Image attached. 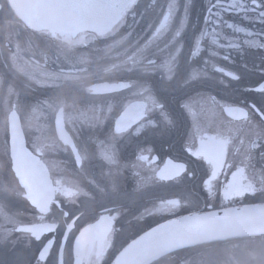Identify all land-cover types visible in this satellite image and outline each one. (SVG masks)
<instances>
[{
  "label": "snow or ice",
  "instance_id": "obj_1",
  "mask_svg": "<svg viewBox=\"0 0 264 264\" xmlns=\"http://www.w3.org/2000/svg\"><path fill=\"white\" fill-rule=\"evenodd\" d=\"M165 3L166 8L159 4V0H150L146 5V11L148 9L155 11L157 7L160 11L157 17L158 23L150 25L154 30L143 43L133 42V33L138 24L135 20L139 8L138 0H27L25 3H19L18 0H0V14L5 15L9 21L22 24L25 29H30L33 33H41V38L49 44L62 42L67 52H71L75 45L85 43L86 37L89 41L104 42L106 55L116 52L119 63L112 65L116 71L130 70L128 65L144 66L145 60L146 70L150 68L162 70L164 78L156 84L149 85L146 82L147 78L144 77L138 78L132 84L121 83L103 89L93 86L87 89L88 92L95 93L101 90L113 92L135 88L137 91L134 95L148 101V104L144 105H129L119 114L115 121V133L110 138V142H115L118 146L117 134L132 129L133 125L137 134L143 127L159 129L174 126L177 113L190 107L185 102L186 90L191 88L197 77L204 73L203 69L194 70L191 75L180 70L178 61L182 47L179 46V38L187 21L184 17L179 18L178 22L174 19L177 0H165ZM227 6L245 14L253 13L256 19L264 23V0H227ZM217 9L226 10L223 0H214V2L209 0L208 15L204 20L205 23L213 25V31L211 34L206 31L199 33L195 39L196 51L191 53L192 57L198 55L201 40L209 35L212 36L211 43L219 45L220 33L215 30V26L220 23V11H214ZM129 16L133 18L131 23L128 21ZM161 16L162 19L159 18ZM226 26L238 33L245 31L232 23ZM247 35L252 36L253 33L248 32ZM162 38H168L164 47L174 49V52H170L169 58L158 64L157 60L149 58V55L152 46ZM246 43L253 47L264 48V42L249 40ZM227 47L233 48L239 45L229 43ZM67 52L66 60L70 59ZM212 55L215 56L216 53L213 52ZM224 59L227 60L228 57L225 56ZM12 67L17 72L28 75L29 79H35L28 72V69L33 67L31 61H26L22 66H17L14 61ZM213 67L215 71L222 72L232 79H240L233 72L214 65ZM39 75L46 79L37 80V83L48 81L55 83L61 79L72 78L69 74L44 71ZM4 88L7 89V94L3 100L6 120L3 145L5 164L0 166V217L3 219V223L0 224V245H6L14 234H22L29 239L34 238L42 244L37 255L33 257L37 264H49L54 252L58 259L52 261V264H162L166 258L192 246L211 247L216 243H226L238 248L239 244H234V241H250L251 243L246 245L248 250L245 252V258L240 260L230 257V264H264V208H261L258 214H253L245 208L225 209L222 216L216 212H207L181 217L168 225H161L146 232L138 239H133L126 247H122V250H118L113 258L111 250L115 246L113 239L117 231L115 224L123 217L124 210L131 212L132 207H137L135 200L123 195L120 182L122 166L118 162L117 153L113 152L112 155L106 154L103 157L98 176L90 172L86 165L95 158L94 155L89 153L86 144L74 142L65 131V108L70 106L63 99L53 103L42 101L41 104L47 105V108L54 113L55 130L65 146L64 150L70 149V154L75 157V165L87 179L83 188L77 186L73 190L61 187L59 180H52L45 175L47 169L39 158L43 156L44 148L53 145L37 146L33 143V151H29L22 142L19 105L11 99L18 93L15 92L13 83L7 75L0 76V89ZM255 91L264 97V83H259ZM172 94L177 97L175 107L169 100V95ZM129 109H135V113L130 114ZM224 110L235 120L243 122L244 136L239 138V147L235 148L236 153L242 155L243 159L237 165L228 163L227 156L235 147L234 138L201 135L199 147L194 151L190 148L189 151L197 160H202L210 166V172L205 174L206 178H202L204 189L209 196H212L215 184L220 189L219 195L229 202L246 195L264 196V169L257 173L251 164L252 150L264 147V99L259 104L253 102L251 105L227 106ZM103 117L107 118V114H103ZM92 118L102 122L100 112H95ZM54 146L59 147V145ZM144 151L141 150L137 155V163L132 167L150 166L154 163L155 158L144 155ZM261 158L264 159V152L261 153ZM233 167L235 171H231V178H226V182L220 181V175L226 169ZM249 170L251 173L246 174ZM153 172L160 181H172L185 175H195L189 171L185 163H174L171 160L167 161L164 168L158 171L153 169ZM142 188L143 184H140L137 190ZM61 196L63 200L60 199ZM81 196L85 198V203L95 204L107 215H100L96 224L80 230L75 247L69 249V259L66 262L65 242L69 240L77 220L84 215V212L80 211V216H75L72 208L80 203ZM12 197H23L32 206L31 221L25 223L17 219L16 215L10 214L8 209ZM105 199L119 206L106 207L100 202ZM159 199L158 205L153 202L152 208L145 207L141 215L164 211L175 214L181 206V200L185 198ZM65 206L69 210L65 211ZM53 208H59L65 222L62 241L59 244L54 235L45 242L46 234H54L60 228V224L53 216ZM76 210L79 211V208ZM50 216L51 220H49ZM88 232H94V235L87 246L82 247L81 239ZM15 264H24V261L18 259ZM198 264H216V261L209 254Z\"/></svg>",
  "mask_w": 264,
  "mask_h": 264
},
{
  "label": "flooded vegetation",
  "instance_id": "obj_2",
  "mask_svg": "<svg viewBox=\"0 0 264 264\" xmlns=\"http://www.w3.org/2000/svg\"><path fill=\"white\" fill-rule=\"evenodd\" d=\"M149 2L150 0H138V14L135 16L138 24L133 33V42L146 41L154 30L150 25L158 23L160 9L157 7L155 11L152 9L146 11V5ZM223 2L226 10H214L220 11V23L215 26V30L220 33L219 45H213L212 36L209 35L201 40L198 55L192 57L191 53L196 51L195 39L199 33L206 31L211 34L213 31V25L205 23L204 20V17L208 15L209 0H177L174 19L178 22L179 18L184 17L187 21L179 38V46L182 47L178 61L180 70L189 75L199 69H203L204 73L197 77L191 88L186 90L185 102L190 107L177 113L174 126L159 129L143 127L137 134L133 125L132 129L117 134L118 146L115 142H110V138L115 133V121L119 114L129 105H144L148 104V101L134 95L137 91L135 88L119 89L113 92L101 90L95 93L88 92L87 89L93 86L103 89L106 86L121 83L132 84L138 78L144 77L147 78L146 82L149 85L156 84L164 78L162 70L157 68L146 70L147 61L145 60L144 66L128 65L130 70L116 71L112 68L114 63H119L116 52L106 55L104 42L89 41L86 37L85 43L77 44L71 52H67L62 42L49 44L41 38V33H33L32 30L25 29L22 24L9 21L5 15L0 14V76L7 75L13 83L15 92L18 93L11 99L19 105L18 115L29 151H33V143L37 146L53 145L44 148L43 156L39 157L41 164L47 169L45 175L52 180H59L61 187L73 190L77 186L83 188L87 183L85 175L75 165V157L70 154V149L64 150L65 146L55 130L54 113L47 108V105H42V101L53 103L63 99L70 106L65 108V131L74 142L86 144L89 153L94 155L95 158L86 165L90 172L98 176L103 157L106 154L117 153L118 162L122 166L120 182L123 195L135 200L137 207H132L131 212L124 210L123 217L115 224L117 230L113 237L115 246L111 250L113 258L114 254L132 239L172 217L194 212L264 204V196L259 194L237 197L231 202L225 201L222 195H219L220 189L215 184L213 195L209 196L204 189L202 178H206L205 174L210 172V166L202 160H197L189 151L190 148L194 151L199 147L201 135L231 137L234 138L235 147L229 152L227 160L231 165L239 164L243 157L236 153L235 148L239 147V138L244 136L243 122L229 116L224 108L251 105L253 102L259 104L264 99L255 91L259 83H264V48L253 47L246 43L249 40H255L257 43L264 42V23L256 19L253 13L245 14L238 9L232 10L228 8L227 0ZM159 4L166 8L165 0H159ZM159 18L162 19V16ZM132 19V16L128 17L129 23ZM229 23L245 31L235 32L234 29L227 28L226 25ZM248 32L253 35L248 36ZM168 38H162L151 48L149 58L156 59L158 64L168 59L170 52H174V49L164 47ZM229 43L239 47L229 48L227 47ZM66 52L70 57L68 60L65 59ZM213 52L216 53L215 56L212 55ZM225 56L228 57L227 60L224 59ZM14 61L17 66L31 61L33 67L29 68L28 72L35 79H29L28 75L17 72L12 67ZM213 65L235 73L240 79H232L222 72L215 71ZM41 71L65 73L72 78L61 79L55 83L51 81L37 83V80L46 79L39 75ZM6 94V88L0 89V166L5 164L3 145L6 114L3 109V100ZM176 98L175 94L169 95L173 107H175ZM95 112L102 114V122L92 118ZM129 112L134 114L135 109H129ZM103 114H107V118H104ZM141 150H145L144 155L154 157V163L150 166L134 168L132 165L137 163L136 157ZM262 152L264 147L252 150L251 164L257 173L264 169ZM169 160L174 163H185L189 171L195 175H185L172 181L158 180L154 176L153 169L158 171L164 168ZM231 171H235V167L226 169L220 175V181L226 182V178L230 179ZM250 173L251 170L246 172V174ZM140 184H143V188L137 190ZM181 197L185 199L181 200V206L175 214L164 211L141 215L145 207L152 208L153 202L158 205L159 198L181 199ZM60 199L63 200V197L61 196ZM79 200L78 205L72 206L73 214L80 216V211H83L84 215L77 220L69 240L65 242L66 262L69 259V249L75 247L80 230L96 224L100 215H107L95 204L85 203L83 196ZM100 202L109 208L119 206L107 199ZM76 208H79V211ZM8 210L10 214L16 215L17 219L25 223L33 219L32 206L23 197H12ZM64 210L69 209L65 206ZM53 216L60 224V228L54 234H46L45 242L47 238H52L54 235L59 244L62 241L65 222L59 208H53ZM51 219L50 216L49 220ZM2 223L3 219L0 217V224ZM93 235L94 232L85 233L81 239V246L86 247ZM233 243L239 244V247L234 248L227 244L226 257L214 258L216 264H230V257L240 260L245 258V252L248 250L246 245L251 242L234 241ZM41 247V242L35 241L34 238L29 239L25 235L14 234L6 245H0V264H15L18 259L23 260L24 264L29 262L37 264L33 257L37 255ZM57 259L54 252L49 264ZM199 261L200 259L197 263Z\"/></svg>",
  "mask_w": 264,
  "mask_h": 264
},
{
  "label": "trees",
  "instance_id": "obj_3",
  "mask_svg": "<svg viewBox=\"0 0 264 264\" xmlns=\"http://www.w3.org/2000/svg\"><path fill=\"white\" fill-rule=\"evenodd\" d=\"M228 252L226 243H216L211 247L192 246L190 249L180 251L177 255H172L162 261V264H198V259L202 260L211 254L212 259L224 258Z\"/></svg>",
  "mask_w": 264,
  "mask_h": 264
},
{
  "label": "water",
  "instance_id": "obj_4",
  "mask_svg": "<svg viewBox=\"0 0 264 264\" xmlns=\"http://www.w3.org/2000/svg\"><path fill=\"white\" fill-rule=\"evenodd\" d=\"M18 2L19 3H25V2H27V0H18ZM20 131H21V127H20ZM22 132V131H21ZM22 142L24 143V138H22ZM24 145H25V143H24ZM245 208H247V209H249L253 214H258L259 212H260V210H261V208H264V204H258V205H249V206H243V207H237V208H230L229 210H231V209H245ZM225 210V209H224ZM211 212H216L218 215H223L224 214V211L223 210H219V211H211ZM207 212H205V213H194V214H206ZM192 215V214H191ZM186 216H189V215H184V216H180V217H176V218H173L172 217V219H170V220H167V221H165V222H163V223H160V224H158V225H156L155 227H152L150 230H148L147 232H149V231H151L152 229H154V228H158L159 226H161V225H168V224H170V222H173V221H177L178 219H180L181 217H186ZM146 233V232H145ZM145 233H143V234H141L140 236H142V235H144ZM140 236H138L137 238H135V239H138ZM131 243V242H130Z\"/></svg>",
  "mask_w": 264,
  "mask_h": 264
}]
</instances>
